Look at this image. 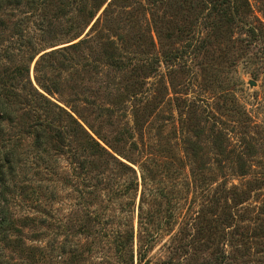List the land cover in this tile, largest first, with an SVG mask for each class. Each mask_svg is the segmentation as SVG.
Wrapping results in <instances>:
<instances>
[{"label": "rangeland", "instance_id": "obj_1", "mask_svg": "<svg viewBox=\"0 0 264 264\" xmlns=\"http://www.w3.org/2000/svg\"><path fill=\"white\" fill-rule=\"evenodd\" d=\"M249 1L251 11L241 17L264 32V0ZM45 10L42 16L22 6L14 15L4 16L10 29L11 24L20 19L24 37L33 35L37 53L30 61L29 77L35 86H38L35 65L40 61L39 76L45 73L47 77H56L62 89L60 94L44 92L52 100L64 105L63 99L86 97L97 105L120 107L125 116L117 109L119 112L111 116L93 120L90 105L80 106L77 102L89 123L109 139L116 135L118 125L122 126L124 119L131 123L135 108L150 103L152 112L147 121L150 127L144 139L147 143L158 144L159 152L164 156L161 183L154 181V186H163L164 191L149 205L164 216L165 221L148 251L150 264H264V178L261 183L249 185L243 198L220 196V203L211 207L212 195L218 194H213L215 188L225 186L228 189L240 182L227 168L222 171L227 164L235 165L238 153L245 152L242 156L246 164L256 173H264V35L261 39L249 35L241 23L215 32L203 28L209 38L206 51L197 54L188 65L181 63L167 70L160 61L156 64V71L148 72L138 64L140 59L159 58L163 32L157 17L152 20L147 13L140 20L133 18L147 30V39L138 42L137 46L129 39L124 40L128 44L121 43L117 38L120 32L102 23L91 32L95 18L75 38V35L71 36L74 30H70L73 18L59 14L56 5H49ZM163 11L162 7L154 9L159 17ZM41 18L46 23L44 31L38 30ZM165 20H169L167 15ZM10 29L0 30L3 47L17 39ZM85 38L86 43L61 50L63 46ZM151 40L153 44L148 45ZM175 41V46L183 43L178 38ZM110 42H114V47ZM14 47L18 46L14 44ZM114 48H117L115 56L122 55L120 58L125 62L120 68L99 60L105 59L104 52H112ZM53 49L60 51L51 56L44 54ZM136 79L143 92L130 95L129 88ZM198 99L206 106L203 114L207 126L214 122L226 131L230 149L234 151L226 160L217 156L210 139L202 141L199 158H192L185 152V141L191 135L188 127H192L194 121L191 111ZM20 115V112L16 114L17 119ZM108 119L113 126L108 125ZM160 126L162 130L158 131ZM13 133H16L15 129ZM138 136L135 133L134 138ZM17 137L14 134L11 139L15 140L14 146L20 153L21 166L12 181L8 180L4 186L0 184V190L4 191L3 194L0 192V208L19 219L14 228L18 231L19 248L3 250L8 255L9 264H142L137 262L136 255V217L132 245L120 258L111 243L112 225L107 226L109 229L102 234V225L94 224L90 236L54 228L56 180L49 169L41 168L43 162L40 168L29 166L26 156L31 148L28 145L30 137L23 140ZM119 146L122 153L137 159L138 152L132 149L130 138ZM156 148L153 145V149ZM66 207L62 206V212ZM157 223L156 220L153 227ZM64 239L69 253L63 258L56 257L54 248Z\"/></svg>", "mask_w": 264, "mask_h": 264}, {"label": "trees", "instance_id": "obj_2", "mask_svg": "<svg viewBox=\"0 0 264 264\" xmlns=\"http://www.w3.org/2000/svg\"><path fill=\"white\" fill-rule=\"evenodd\" d=\"M49 5H56L59 14L73 18L70 30H74L71 36L75 35V38L79 37L95 18L90 27L91 32L102 23L107 28L120 32L117 38L121 43L128 44L124 40L129 39L137 46L138 42L147 39V30L133 18L140 20V17H145L147 13L152 16V20L154 16L157 17L159 26L162 27L161 33L163 32L160 35L161 40L159 39L161 48L159 58H149V61L140 59L138 64V67L148 72L156 71V64L160 61L166 65L167 70L168 68L172 70L181 63L186 65L191 63L197 54L207 50L209 38L207 33L204 34L203 28L215 32L228 30L235 23H241L249 35L258 39L264 35V32L241 17L251 11L249 0H0V30L10 29L6 26L4 16L14 15L15 11H21L22 6L44 16ZM161 7L165 11L159 17L155 15L154 9ZM166 15L169 17L167 21ZM22 22L18 19L11 24L10 32L17 35L14 42L3 47L0 35V181L3 180L0 184L4 186L8 180L12 181L15 171L21 166L18 157L20 153L15 148V140H12L11 136L15 134L19 140L30 137L31 142L28 145L31 148L26 156L29 166L40 168L43 162L41 168L49 169L56 180L53 200L57 207L52 216L54 228L61 232L74 230L79 235L90 236L94 224L102 225V234L109 229L107 226L112 225L111 243L115 254L120 258L126 248L132 245L133 220L136 217L137 262L150 264L148 251L165 223L164 216L152 210L149 205L164 191L163 186H154V181L161 183L164 156L159 152L158 144L145 141L147 129L150 127L147 121L152 112L150 103L145 102L144 106L135 108L131 123L124 119L123 125H118L117 133L111 139L101 134L89 123L81 111V104L90 105L92 108L90 112L94 114L93 120L111 116L116 111L119 112L117 109L125 116L123 111L114 105H97L94 101H88L86 97L63 99L64 105L52 100L44 92L60 94L62 89L56 77H47L45 73L39 76L42 65L40 61L35 65L38 84L35 86L29 77V64L37 53L35 52L37 46L32 34L24 37ZM178 22L180 24H177ZM45 25L41 18L38 30L44 31ZM155 27L158 28L156 23ZM176 38L183 43L175 46ZM86 42V38L80 39L78 42L63 46L61 50L73 49ZM14 44L18 47H14ZM149 44L152 45L153 40ZM110 46L114 47V42H110ZM59 51L53 49L44 54L51 56ZM116 52L117 48L112 52H104L105 59L99 60L120 68L125 62L120 58L122 55L115 56ZM41 56L43 60L44 56ZM137 80L133 81L129 88L130 95L143 92L142 85ZM205 108L202 100L194 101V109L191 111L194 114V121L188 117L193 125L188 127L191 135L187 136L185 141V152L192 158H199L202 141L210 139L217 156L226 160L234 152L230 149L226 131L214 122L207 126L203 114ZM18 112L21 115L17 119ZM176 121L178 123V119ZM108 125L114 124L109 121ZM14 129L16 133H13ZM161 130L162 126L158 128V131ZM135 133L139 134L137 139L134 138ZM129 138L132 149L138 152L137 159L122 153L119 146ZM153 145L157 146L155 150ZM242 154L246 153L237 154L236 158L239 159L235 165L227 164L222 167V171L227 168L231 176L237 177L240 182L232 184L228 189H225V186L215 188L213 194H218L212 195L211 207L218 205L219 198L226 195L243 198L248 192L249 185L262 182L264 173H256L243 160ZM63 162L66 164L63 165ZM0 192L4 193L3 190ZM137 195L139 201L135 207ZM65 205L67 207L62 212L64 210L62 206ZM262 208L264 209V206ZM156 220L158 225L153 227ZM18 221L19 219L8 210L0 208V264L10 263L8 255L3 250L13 251L20 246L16 234L18 231L14 229ZM67 253L69 251L64 239L57 243L54 255L63 258Z\"/></svg>", "mask_w": 264, "mask_h": 264}]
</instances>
